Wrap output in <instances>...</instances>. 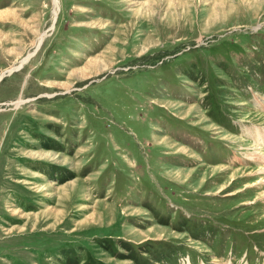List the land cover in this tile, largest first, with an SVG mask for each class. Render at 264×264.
Instances as JSON below:
<instances>
[{
	"label": "rangeland",
	"instance_id": "obj_1",
	"mask_svg": "<svg viewBox=\"0 0 264 264\" xmlns=\"http://www.w3.org/2000/svg\"><path fill=\"white\" fill-rule=\"evenodd\" d=\"M20 61L0 264H264V0H0Z\"/></svg>",
	"mask_w": 264,
	"mask_h": 264
},
{
	"label": "bare ground",
	"instance_id": "obj_2",
	"mask_svg": "<svg viewBox=\"0 0 264 264\" xmlns=\"http://www.w3.org/2000/svg\"><path fill=\"white\" fill-rule=\"evenodd\" d=\"M57 6H58V5H57ZM56 12H57V11H55V12L53 13V14H54V15H53V21H54V19L56 18ZM42 37H43V35H42ZM21 64H22V61L19 62V65L17 64V65H15V66H11L10 68H8V69L5 70L4 72H2V73L0 74V79L3 78V77H5L6 75L12 73V72L15 71V70H18V69L20 68ZM21 102H22V100L19 99V100L13 102V103H14L15 106H18ZM259 148H260V147H259ZM260 151H261V150H260ZM258 152H259V151H258ZM258 152H255V154H258L257 158H260L261 160H259V161L262 162V166L259 167V172H260V173H264V153H261V152L258 153ZM259 154H261V155H259ZM255 159H256V158H255ZM258 182H259V180H258ZM254 184H255V183H254ZM257 184H258V183H257Z\"/></svg>",
	"mask_w": 264,
	"mask_h": 264
}]
</instances>
